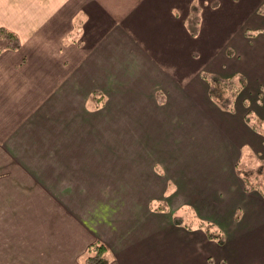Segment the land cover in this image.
<instances>
[{"label": "crops", "instance_id": "1", "mask_svg": "<svg viewBox=\"0 0 264 264\" xmlns=\"http://www.w3.org/2000/svg\"><path fill=\"white\" fill-rule=\"evenodd\" d=\"M263 4L0 0V264H264ZM209 70L244 77L231 111Z\"/></svg>", "mask_w": 264, "mask_h": 264}, {"label": "trees", "instance_id": "2", "mask_svg": "<svg viewBox=\"0 0 264 264\" xmlns=\"http://www.w3.org/2000/svg\"><path fill=\"white\" fill-rule=\"evenodd\" d=\"M264 4L260 6L258 11L264 12ZM197 8L193 7V14L190 18L186 20V26L189 32L192 35H195L198 31V16H197ZM195 15L194 17H192ZM0 38H1V45L0 47H11V48H17L19 46L18 38L17 36L5 29L0 27ZM5 40L6 42H4ZM202 77L209 83V96L212 98L215 103H217L222 109L231 111L234 108V101L239 93V91L243 88L245 85V79L241 74H234L227 77H221L217 75L216 73L210 74L209 72H203L201 73ZM221 87L222 91H220V94L223 95H213L212 92L213 87L216 86ZM217 88V87H216ZM253 119V120H252ZM245 121H247L253 128L259 130L264 135V119L254 117V115L251 113V111L247 112L245 115ZM243 177L245 179V184L248 187H257L261 190V192L264 194V176L261 180H255L252 181V179H249L247 175L243 174ZM176 222H181V220L176 217ZM186 226H189V223H184ZM199 225L203 227V229L206 231V233L217 239V241L222 240V234L220 232H217L216 230L212 229V224L205 221H199ZM106 247L101 242H92L87 246V249L85 251V264H106L108 262V259L106 257Z\"/></svg>", "mask_w": 264, "mask_h": 264}, {"label": "rangeland", "instance_id": "3", "mask_svg": "<svg viewBox=\"0 0 264 264\" xmlns=\"http://www.w3.org/2000/svg\"><path fill=\"white\" fill-rule=\"evenodd\" d=\"M263 9H264V7H263ZM258 14L264 15V12L260 11ZM194 16L195 15H193L192 17H194ZM208 66H209V64H208ZM209 71H210L209 72L210 74L214 73V71L213 72L211 70H209ZM201 73H203V72H201ZM216 87H213V89H212L214 96H215V94L216 95L220 94V91H222L221 87H219L218 85ZM221 93H223V91ZM220 95H223V94H220ZM203 103H205V102H203ZM207 105H209V104L207 103ZM239 169L241 171H243L245 173V175L248 176L249 179L251 177L254 179V181L255 180H261L264 176V156H263V153L255 154L253 156V158H250V160L247 163H245V165L243 162H241V166L239 167ZM263 181H264V179H263ZM182 217H184L185 219H188V218L191 219V215L189 213L183 214ZM182 217H181L182 221H185Z\"/></svg>", "mask_w": 264, "mask_h": 264}]
</instances>
